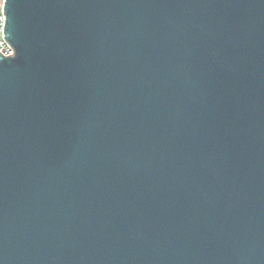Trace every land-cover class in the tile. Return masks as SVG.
<instances>
[{"label":"water","instance_id":"obj_1","mask_svg":"<svg viewBox=\"0 0 264 264\" xmlns=\"http://www.w3.org/2000/svg\"><path fill=\"white\" fill-rule=\"evenodd\" d=\"M0 264H264V0H5Z\"/></svg>","mask_w":264,"mask_h":264},{"label":"built area","instance_id":"obj_2","mask_svg":"<svg viewBox=\"0 0 264 264\" xmlns=\"http://www.w3.org/2000/svg\"><path fill=\"white\" fill-rule=\"evenodd\" d=\"M5 0H0V52L4 56H12L14 51L12 47L7 43L5 39V23H6V16L4 11Z\"/></svg>","mask_w":264,"mask_h":264}]
</instances>
